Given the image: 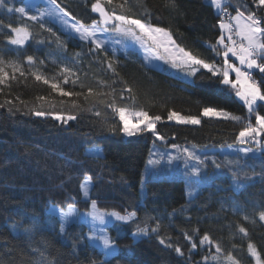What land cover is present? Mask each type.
<instances>
[{
  "label": "trees",
  "instance_id": "16d2710c",
  "mask_svg": "<svg viewBox=\"0 0 264 264\" xmlns=\"http://www.w3.org/2000/svg\"><path fill=\"white\" fill-rule=\"evenodd\" d=\"M23 1L5 0L0 27L7 25V9ZM56 2L83 24L101 19L92 10L96 0ZM123 2L114 0L105 7L111 11ZM232 2L233 10L245 15L255 12L264 20V6L256 0ZM126 7L131 9L128 15L169 30L187 52L218 68L224 66L225 49L218 41L225 31L217 23L220 10L212 0H174V6L173 0H127ZM115 11L120 14L122 10L115 7ZM12 14L32 35L15 47L0 29V59L9 73L0 84V104L4 105L0 107V264H231L228 255L240 264H254L249 244H254L264 264V220L259 215L264 212V136L246 143L237 139L256 120L255 113L237 97L236 88L200 66H195L198 70L193 76L187 66L172 62L148 65L120 46L116 52L106 44L98 48L87 39L68 37L55 23L48 26L18 12ZM53 50L73 58L71 73L62 72V65L49 57ZM33 73L47 78L49 84L36 80ZM253 74L264 81V73L255 70ZM51 83L81 95L62 96ZM261 87L264 90V83ZM113 102L160 116L158 133L196 148L201 182L196 194L188 196L184 177L168 175L149 176L141 191V177L156 136L152 131L125 135L119 115L108 106ZM262 105L264 101H258L256 109L264 115ZM205 107L241 119L203 116ZM36 111L46 115L37 116ZM171 111L199 116L201 123L169 120ZM52 114L76 118L65 122ZM95 144L102 145L101 154L87 152ZM236 144L248 145L253 152L219 151V147ZM86 175L92 178L90 198L83 196L81 187ZM91 200L100 208L136 213L110 225L119 250L109 256L86 240L82 223L71 222L63 232L57 224H48L56 218L50 211L52 204L89 208ZM241 227L246 234L239 231ZM205 235L211 243L202 242ZM177 247L183 255L175 251Z\"/></svg>",
  "mask_w": 264,
  "mask_h": 264
},
{
  "label": "snow or ice",
  "instance_id": "6c2138e0",
  "mask_svg": "<svg viewBox=\"0 0 264 264\" xmlns=\"http://www.w3.org/2000/svg\"><path fill=\"white\" fill-rule=\"evenodd\" d=\"M256 2L258 3V5L264 6V0H256ZM51 3L55 6L52 9V12H55L59 6L56 5V0H51ZM105 3L108 5H113L114 0H96V2L92 5V10L100 14V21H94L91 26H85L83 23L71 24V28L75 32L79 33L82 39H88L90 37L95 36L96 29L101 23L107 26L111 22L114 25L111 29L112 31L131 35L145 42L150 41L154 51H157L159 53L162 50V54L160 55L161 59H170L174 66H187L190 75H196L198 69L195 66L203 67L213 75H221L223 77L222 82L226 85H231L233 88H236V95L239 96L245 102L248 107V111L250 113H255V126L249 123L247 127H245L239 132V136L237 137V139L240 141V143H246L248 138L256 140L258 136H264V115H261L256 109L257 101H264V90H262L261 87V84L264 83V81L255 80L250 71H247L242 67H237L236 64L231 63L228 59L229 53H231L239 60L241 66H246V69L255 68L258 69L259 72L264 73V20L257 17L255 12H249L247 15H245L244 12L237 10L236 15L230 17L231 20L235 21L234 25L231 23H225L223 21L220 22V28L227 30V32L229 33L227 36V40L230 41V44L225 43V36L221 35L218 43L223 45L225 49L222 53L224 57V67L218 68L213 63H209L204 59L198 58L197 56H194L191 52H187L183 48H180L178 45H176L175 41L172 39V34L169 30L165 28L155 27L150 23H146L141 19L134 18L133 16L128 15L127 13L130 12L131 9L126 7L127 0H124L123 3L115 5L111 11L106 9ZM213 3L217 8L222 9L227 15V7L223 4V0H213ZM0 7H7V5L5 4V0H0ZM115 7H118L122 10L120 14H117V12L115 11ZM7 10L9 12L15 11L22 14L23 16H28V19L36 21L38 23L44 15L52 14L51 12H41L39 16H29L28 12L24 7H19L15 9L8 8ZM64 15L70 16L71 14L67 11H64ZM72 19L74 20L75 17H73ZM2 24L3 22L0 21V25ZM7 27L11 30V33H13V35L8 37V40L11 44L14 45H23L32 35L26 26L13 27L11 24H8ZM40 27L43 28L44 25L41 23ZM49 31H51V29H49ZM233 33L239 37V41L233 39ZM97 47H102L99 41H97ZM27 59L30 63L33 61L32 56L27 57ZM3 63L4 61L0 60V84L5 83L6 80L9 78V73L2 66ZM109 67H112V65L109 64ZM13 69L14 71H21L17 66H13ZM63 71L69 72L70 70L65 68ZM232 72L235 73V80L231 78L230 74ZM23 74L24 73L21 71V75ZM33 75H35L36 80H43L45 84H49V80L43 77L42 75L36 73H33ZM11 78L14 79L15 76H12ZM64 83H68V80L65 79ZM81 86L83 87V85ZM51 88L58 91L62 96L81 95V93L64 91V89L61 88L58 83H51ZM129 91L131 90L129 89ZM92 94L93 89L89 88L88 96H91ZM88 96H85V99H87ZM17 99H19V97H17ZM40 99H43V97H40ZM5 103L11 102L5 101ZM3 106L4 105L0 104V107ZM108 106L113 108L114 112L119 115V118L123 123L122 130L129 136L136 135L139 131L155 132V122L161 120V117L158 115L155 117H149V114L145 111L141 110L139 112H136L126 107L117 106L115 102L109 104ZM96 114L100 115L99 112H97ZM35 115L44 116L46 115V113L42 111H36ZM52 115H54V118L56 120L65 122L66 120H74L76 118L75 116H67V118L65 119L64 116L59 114ZM130 115L132 118L139 117V120L137 121V126L135 128L129 127ZM202 115L217 117L223 116L226 119L231 118L237 121L241 119L238 116H233L230 113L224 112L222 110L218 111L215 108L211 107H205L203 109ZM168 119L175 120L181 124L198 125L201 123L200 118L197 116H184L175 111L169 112ZM140 124H143L144 127L140 128ZM158 138L164 139L163 136H158ZM173 147H177V145L174 144ZM185 151L187 152V149H185ZM188 155L193 159H200L199 157L195 156V154L192 152H188ZM216 166L220 167V165ZM194 171L199 174L200 169L195 168ZM90 183L91 177H87L84 183L81 185L85 196H87L88 194ZM91 203L93 212H91L90 215H92L95 219L103 221L104 214L99 213L95 210L96 201L93 200ZM70 214L71 212H64L62 210L60 212V215L63 218H66ZM111 215H114L118 220H129L131 217L135 216L136 213L133 212L128 216H122L118 213H111ZM259 215L260 219L264 220V212H261ZM245 219H247V217H245ZM158 227L159 225H157V228ZM63 230L64 225L62 224L61 231ZM155 230L156 229H153V231ZM138 231L146 233L147 230L138 229ZM239 231L244 232L246 234V229H244L243 227H241ZM189 239H191V237H189ZM202 242L211 243L210 237L208 235H205L203 237ZM160 243L163 244L164 240L161 239ZM103 244L108 247L111 246L112 241L105 236L103 237ZM192 247L195 248L196 244L193 243ZM248 247L251 254L257 258V262L259 264V254L257 253L255 246L249 244ZM175 251L183 255V252L179 247L175 248ZM216 251H221L219 244L216 245ZM204 259L207 260L208 257L206 256L204 257ZM213 259H215V257H213ZM227 259L231 262V264H240V262L231 255H228ZM49 264H51V262H49Z\"/></svg>",
  "mask_w": 264,
  "mask_h": 264
},
{
  "label": "rangeland",
  "instance_id": "374dc122",
  "mask_svg": "<svg viewBox=\"0 0 264 264\" xmlns=\"http://www.w3.org/2000/svg\"><path fill=\"white\" fill-rule=\"evenodd\" d=\"M56 5H58L59 7L56 9L55 12H52V9L55 6L51 3V0H24L23 2L19 3L16 6V8L24 7L26 11L28 12L29 16L31 15L39 16L41 12H44V13L51 12L52 14L50 15L46 14L42 17L40 21L43 24L52 26V23H55L56 25H58V27L62 31H65V34L68 37H71V36L81 37L79 33L75 32L71 28V24L82 23V22L76 19L73 20L72 19L73 17L71 15L70 16L64 15L65 10L57 2H56ZM4 18H5L7 25L11 24L13 27L23 26L22 24L17 23V20L14 17V14H12V12L7 11L6 14L4 15ZM100 20H95V21H100ZM93 23L94 21L90 24H84V25L91 26ZM7 25L6 27L1 26L0 29L3 31H6L9 37L13 35V33H11V30L7 27ZM151 25L155 27L163 28L158 25H154V24H151ZM113 26L114 25L111 22L107 26L101 23L99 27L96 29L95 36L90 37L87 40L93 42L95 45H97V41H99L101 45H104V44L109 45L110 47L113 48L114 52H116V48H118L119 46L120 48L121 47L125 48L126 52L129 55L139 59L140 61L148 65L161 66L164 62H171V60L167 58L161 59L160 55L162 54V50L159 53L157 51H154L153 47L151 46L150 41L145 42L141 39H137L134 36L112 31L111 29L113 28ZM12 45L15 47L18 46L14 44ZM231 55L232 54L229 53V56ZM49 57L53 61L60 63L62 65L63 70L65 68L71 69L73 67L71 63L73 61V58H71L69 55H67L61 50L51 51L49 54ZM234 58L235 60H231L228 57L229 61L231 63L236 64L237 67H242L244 69L246 68V66L240 65L239 60L235 56ZM223 67L224 66H222L221 68ZM64 73L69 74L71 73V71L64 72ZM185 75L188 76L189 74L185 73ZM230 75H231V78L235 80V73L232 72ZM211 108H214V107H211ZM215 109L218 111L222 110L218 108H215ZM133 111L139 112L141 110H133ZM142 111H145V110H142ZM222 111L226 112L225 110H222ZM179 114L184 115V116H192V115H186L182 113H179ZM149 117H155V116H152L149 114ZM138 120H139V117L132 118L130 115L129 127L135 128L137 126ZM156 123L157 121L155 122V124ZM139 127L143 128L144 125L140 124ZM153 133L155 134L156 139L153 142L151 149L149 151V154L147 156V159H146L145 168H144L143 175L141 177V182H140L141 191L145 190V180L149 176L157 177V176H162V175H168V176L184 177L186 179V187H187L188 196L191 197L194 194H196L201 189V184H200L201 182L198 180L199 179L198 174L194 171V169L195 168L200 169V165H199V160H196L190 157L188 155V152H192L195 154V156L200 158L199 152L196 150L195 147H193L188 142L180 144L164 136H163L164 139H159L158 136H162V135L158 133L156 129H155V132ZM124 134L127 135L126 133ZM248 139H251V138H248ZM174 144L177 145V147H173ZM185 149H187V152L185 151ZM219 149H220L219 151L224 154H230V153L246 154V153L253 152L252 148L244 144L229 145L225 147H219ZM102 150H103L102 145L95 144V145L88 147L87 152H90L92 154H101ZM244 150H247V151H244ZM189 175L197 183H191V180L189 179L190 177ZM87 177H91V176L86 175L83 179L82 184L84 183ZM91 186H92V178H91V183L89 185V191H88L87 196H85L84 191L82 189L84 197L90 198ZM92 201L93 200H91V202ZM230 207L233 210H237V211L240 210V208L237 205H231ZM61 210L64 212H71V214L67 216L66 218H63L60 215ZM95 210L99 213L104 214L103 221L99 219H95L93 218L92 215H90V213L93 212L92 203L89 208H82L75 204H71L63 208V207H58L52 204L50 207V211L55 215L56 218L49 220L48 224L51 226L57 224L56 227L61 231L62 224L64 225V230H65L67 225L70 224L71 222L82 223V225L84 226V235H85L86 240L91 245L97 246L98 248L102 249L105 253V256H109L119 250L118 243L112 239L110 225H112L116 221H125V220L116 219V217L114 215H111V213H118L122 216H128L133 212L119 211L116 209H104V208H100L97 205V203H96ZM105 236L108 237L112 241L111 246L106 247L103 244V237ZM256 251L259 254V264H262V259H261L260 253L257 250V248H256ZM253 257H254V264H258L257 258L255 256Z\"/></svg>",
  "mask_w": 264,
  "mask_h": 264
},
{
  "label": "built area",
  "instance_id": "2783aa9c",
  "mask_svg": "<svg viewBox=\"0 0 264 264\" xmlns=\"http://www.w3.org/2000/svg\"><path fill=\"white\" fill-rule=\"evenodd\" d=\"M223 4L227 7V15L221 9L220 15H219V17L217 19V23L220 24V22L223 21L225 23H231V24L234 25L233 20L230 19V17L232 16L233 7H234L232 0H223ZM228 34L229 33L227 32V30H225V34H224V36H225V43H229L230 44V41L227 40ZM233 39L239 41V37L236 36L234 33H233ZM245 70L250 71L252 73V76L254 77L255 80L262 81L260 78L254 76V74H253V71L258 70V69H255L254 68V69H245ZM261 86H262V84H261Z\"/></svg>",
  "mask_w": 264,
  "mask_h": 264
},
{
  "label": "crops",
  "instance_id": "0c3cea01",
  "mask_svg": "<svg viewBox=\"0 0 264 264\" xmlns=\"http://www.w3.org/2000/svg\"><path fill=\"white\" fill-rule=\"evenodd\" d=\"M212 1H213V0H212ZM215 7H216V6H215ZM216 9H217V11H219V10H220V9H219V8H217V7H216ZM235 15H236V11H234V12H233V16H235ZM234 23H235V21H234Z\"/></svg>",
  "mask_w": 264,
  "mask_h": 264
},
{
  "label": "water",
  "instance_id": "95a60500",
  "mask_svg": "<svg viewBox=\"0 0 264 264\" xmlns=\"http://www.w3.org/2000/svg\"><path fill=\"white\" fill-rule=\"evenodd\" d=\"M100 15V14H99ZM242 102H244L239 96H237Z\"/></svg>",
  "mask_w": 264,
  "mask_h": 264
}]
</instances>
